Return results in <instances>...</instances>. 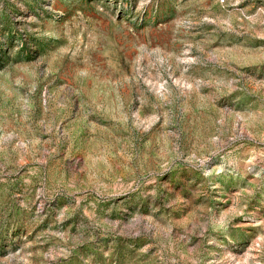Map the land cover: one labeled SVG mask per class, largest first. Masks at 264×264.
I'll return each instance as SVG.
<instances>
[{
  "label": "rangeland",
  "instance_id": "rangeland-1",
  "mask_svg": "<svg viewBox=\"0 0 264 264\" xmlns=\"http://www.w3.org/2000/svg\"><path fill=\"white\" fill-rule=\"evenodd\" d=\"M0 264H264V0H0Z\"/></svg>",
  "mask_w": 264,
  "mask_h": 264
}]
</instances>
